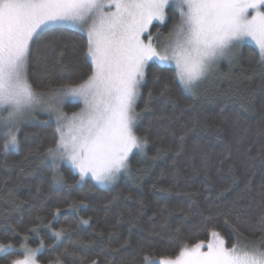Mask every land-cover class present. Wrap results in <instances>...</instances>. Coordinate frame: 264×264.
Masks as SVG:
<instances>
[{
  "label": "snow or ice",
  "instance_id": "obj_1",
  "mask_svg": "<svg viewBox=\"0 0 264 264\" xmlns=\"http://www.w3.org/2000/svg\"><path fill=\"white\" fill-rule=\"evenodd\" d=\"M169 20L166 33L157 27L152 34L154 22L166 25ZM68 31L86 36L83 54L89 72L79 79L34 87L29 77L33 52L38 59H46L54 49L63 56L68 47L63 35ZM246 41L254 45L249 53L251 71L264 86V0H0V151L7 156L18 150L21 125L41 112L55 120L51 141L36 148L51 161L53 182L64 183L60 168L66 164L78 174L77 183L90 179L95 185H111L129 170L133 152L146 154L150 143L149 130L138 131L141 113L136 111L150 63L160 68L174 65L173 81L195 94L221 61L227 60L231 67L238 60ZM169 92L165 84L159 96L166 100ZM69 98L82 105L71 115L64 111ZM151 99L149 91L145 110ZM193 130L183 128L176 157L185 154L184 141ZM259 135L264 136V129ZM199 149V144L194 146L189 164L195 165ZM162 151L157 148V156ZM260 151L264 154V145ZM230 156L219 161L221 169ZM208 160V154L201 152L200 170L206 179ZM178 177L179 169L170 187L161 190L169 191ZM259 195L264 205V186ZM81 207H87L84 198L68 205L77 214ZM44 211L41 205L30 217L32 226L21 240L0 242V255L14 257L8 264H41L39 257L46 247L41 227L57 243L73 229V223L56 228L62 204L57 203L50 218ZM91 219L80 217L78 225L88 226ZM245 224L254 238L245 235ZM196 227L207 234L206 241L182 243L174 256L144 255L141 264H264V214L253 225L246 217L217 208L209 210ZM29 233L40 237L38 246H30ZM225 234L232 239L230 244ZM76 244L73 241L50 257L48 264H66L64 258L69 256L75 257L69 264H99L104 248L111 246L110 242L97 245L99 250L89 257L77 253ZM148 244L145 241L141 247Z\"/></svg>",
  "mask_w": 264,
  "mask_h": 264
},
{
  "label": "trees",
  "instance_id": "obj_2",
  "mask_svg": "<svg viewBox=\"0 0 264 264\" xmlns=\"http://www.w3.org/2000/svg\"><path fill=\"white\" fill-rule=\"evenodd\" d=\"M170 26L171 20L166 25L154 23L151 31L159 27L166 33ZM63 39L68 44L63 56L54 49L46 59H38L33 52L29 77L34 87H41L42 82L79 79L89 72L83 54L86 36L68 31ZM253 48L245 43L234 65L224 67L198 96L173 81L174 67L160 68L150 63L136 106L141 113L138 131L149 130L150 143L146 154L131 155L128 172L111 185L98 186L89 179L77 184L78 174L68 165L60 168L64 183L55 184L51 164L36 150L51 141L55 124L42 117L37 123L22 125L19 149L10 150L7 156L0 151V242L8 238L21 240L32 226L30 217L37 209L43 205V215L50 218L57 203L64 208L57 230L67 223H73V229L59 243L47 228L39 229L46 245L39 257L41 264H48L50 257L73 241L77 242V253L89 257L95 256L97 245L110 242L111 246L105 247L99 257V264H141L144 255L174 256L182 243L193 245L208 239L196 226L209 215V210L216 212L217 208L246 217L254 225L264 214L259 195L264 186V154L260 151L264 136L259 135L264 129V86L251 71L249 53ZM165 84L170 89L166 100L159 96ZM149 91L152 99L145 110ZM64 107L72 113L79 104L67 102ZM185 126L194 130L184 141L185 154L176 157L179 135ZM197 144L200 149L193 166L188 158ZM157 148L164 149L158 156ZM201 152L209 157L207 179L200 170ZM229 153L230 159L221 169L219 161ZM178 169V183L169 191H162L170 187ZM81 198L87 207H81L77 214L68 205ZM89 216L92 219L88 226L78 225L80 217ZM244 229L249 239L254 238L248 224ZM29 237L30 246H38L40 237L35 233H29ZM225 238L229 244L232 242L227 234ZM89 240L96 244L89 247ZM145 241L150 244L142 248ZM53 244L55 249L50 247ZM11 258L14 257L0 255V264H8ZM64 259L69 264L75 257Z\"/></svg>",
  "mask_w": 264,
  "mask_h": 264
},
{
  "label": "rangeland",
  "instance_id": "obj_3",
  "mask_svg": "<svg viewBox=\"0 0 264 264\" xmlns=\"http://www.w3.org/2000/svg\"><path fill=\"white\" fill-rule=\"evenodd\" d=\"M154 23H156V22H154ZM152 34L155 36L156 35V30L154 31V32H152ZM245 43H249V44H251V42H248V41H246ZM254 46V45H253ZM234 63L235 62H233V64L231 65V66H233L234 65ZM172 67H174V65L172 66ZM224 67H230V65H229V62L227 61V60H224V61H221L220 62V64H219V67H218V69H217V71L212 75V76H210L209 78H208V80H206L199 88H198V90L195 92V94L194 93H192V92H188V91H186L187 93H189V94H191L192 96H198L199 94H201L202 92H203V90L206 88V86L209 84V83H212V82H214L219 76H220V74H221V72L223 71V68ZM67 102H75V101H73L71 98H69L68 100H66L65 101V103H67ZM76 103H78V102H76ZM79 104V107H78V109L76 110V111H78L79 110V108L82 106L80 103H78ZM66 110V108L64 107V111ZM66 112V111H65ZM69 115H71V113H68ZM42 117H45V118H47V119H49V120H51L54 124H55V120L54 119H50L46 114H44V113H41V112H37L36 113V118L35 119H28L25 123H23L22 125H26V124H30V123H37V122H39V120H41V118ZM21 125V126H22ZM133 153H135V151L133 152ZM131 157V156H130ZM47 160V159H46ZM50 164H51V161L50 160H47ZM66 165V164H65ZM128 172V171H127ZM127 172H123V173H121L119 176H121V175H123V174H126ZM118 179V178H117ZM79 180V176H78V178H77V181ZM90 180V179H89ZM93 182V181H92ZM94 183V182H93ZM77 184H81V183H77ZM98 186H100V185H98ZM105 186H108V185H105Z\"/></svg>",
  "mask_w": 264,
  "mask_h": 264
}]
</instances>
